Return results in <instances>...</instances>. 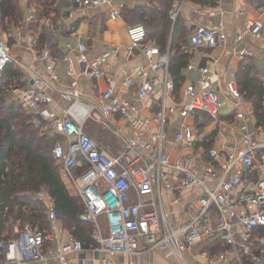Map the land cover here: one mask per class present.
<instances>
[{
	"label": "built area",
	"instance_id": "2783aa9c",
	"mask_svg": "<svg viewBox=\"0 0 264 264\" xmlns=\"http://www.w3.org/2000/svg\"><path fill=\"white\" fill-rule=\"evenodd\" d=\"M25 9V21L37 22L36 11L30 0H20ZM78 6H98L106 0H73ZM182 4L170 8V18L175 22ZM3 11L0 3V32ZM47 26L49 21L47 19ZM74 28V27H73ZM247 30L264 42V22L261 19L247 21ZM31 29V28H30ZM50 32V31H47ZM60 30L54 34L57 36ZM131 47L139 46L149 59L151 70L164 68L162 87L147 80L142 69L137 76H128L122 81L123 95L112 89L105 90L100 102L85 103L77 86L70 83L58 91L42 75L30 77L28 86L13 87L17 100L21 101L34 122L48 135H59L53 147V158L59 164L67 180L84 203L80 219L90 221L94 227L93 244L85 243L69 232L55 248L48 249L47 229L30 222H18L12 234L0 233V263L20 264L30 260L49 261L52 264H117L109 255L125 256L143 250L169 251L182 264H190L185 251L205 242L221 244L225 249L212 253L205 249L206 264H264V139H259L257 129L251 128L247 115L236 112L235 121L243 143L237 149L232 143L220 147H206L210 137L200 132V126L208 120L216 121L223 102L217 87L209 79V67L200 68L202 75L186 87L187 100L177 102L168 113V98L176 89V82L169 70L170 51L153 60V41H147L143 23L128 27ZM35 57L46 60L50 77L62 80L60 61L47 47L37 48V36L29 32ZM238 40L242 35H238ZM228 42L224 22L215 27L196 25L190 33L194 49L204 45L217 48ZM68 47L72 48L70 43ZM78 59L83 73L92 77L102 75V64L118 54L119 47L111 46L96 57L88 54V45L78 42ZM13 45L0 37V75L10 63L17 60ZM240 56L252 55L243 48ZM192 69L198 66L194 63ZM76 76L72 69L66 71ZM24 80L22 79V82ZM236 80L229 85L242 98ZM60 92L69 105L61 112L49 109L54 102V93ZM157 100L159 107L150 120L140 118L139 103ZM82 104L84 110L79 109ZM177 111L182 119L176 133V142L189 151L180 154L174 161L165 148L168 136L169 114ZM124 118H133V132L121 125ZM193 119V124L187 122ZM93 120L105 125L122 142L119 152L111 153L96 141L85 128V122ZM200 187L201 193L195 202L184 207L188 219L174 226L168 220L164 196L168 194L174 203L180 202L179 194L184 189ZM35 198L45 204L51 231L57 229L61 218L50 192L42 188ZM49 250V251H48ZM97 256L87 262L86 251ZM105 254V255H103ZM73 255H75L73 257ZM101 255V257H99Z\"/></svg>",
	"mask_w": 264,
	"mask_h": 264
},
{
	"label": "crops",
	"instance_id": "0c3cea01",
	"mask_svg": "<svg viewBox=\"0 0 264 264\" xmlns=\"http://www.w3.org/2000/svg\"><path fill=\"white\" fill-rule=\"evenodd\" d=\"M173 4L181 3L180 18L181 24L186 27L184 44H186L190 53L188 64L182 69L184 79L178 92L174 91L168 98L170 105L187 100L185 93L186 87L190 83H195L202 75L200 68L209 67L208 74L210 81L217 87L220 98L223 102L221 113L216 121L208 120L200 126V132L210 137L212 142L220 147L222 144L232 143L237 149H242L243 143L240 137L235 121L236 112L242 111L247 115V122L251 128L257 129L259 139H264V123L260 124L254 114V107L251 101L244 99L238 85L237 73L241 65L249 64L253 73H256L264 79V42L250 33L246 28L247 21L261 19L264 22V0H170ZM2 0H0V3ZM159 5L160 0H106L98 6L85 5L78 7L73 0H56L55 5L59 9L60 19L54 27L52 20H40L36 33L37 48L47 47L51 54L62 59L60 61V74L62 80L54 81L50 77L46 60H40L35 57L32 48L31 38L29 36L30 25L24 17L17 26L9 24L7 28L1 29L0 37L9 40L13 45V55L16 58L14 63L17 72H20L19 82L13 87L21 85L28 86V79L37 74L42 75L58 91H63L70 83L77 86L85 103L100 102L102 93L107 89H112L115 93L123 95L122 81L128 76H137L143 69L147 80H153L158 88L162 87V78L164 68L158 67L152 71L149 59L139 46L131 47L128 37V27L134 23L128 22L123 15L124 9L136 10L143 7ZM23 7V3L21 2ZM64 6V8H63ZM222 20L225 26V32L228 42L224 46L212 48L204 45L194 49L190 44V33L196 25L215 27ZM74 27V28H73ZM60 30L57 36L54 34ZM45 31L46 41L40 39V34ZM50 31V32H47ZM180 29L178 34L180 33ZM238 35L242 39L238 40ZM180 36V35H179ZM172 33L170 35V39ZM82 41L88 45V54L90 57H96L111 46H118V54L109 57L103 64V73L95 78L89 74L83 73L82 65L78 59V42ZM40 40V41H39ZM41 41L43 43H41ZM154 42V41H153ZM72 48L68 47V44ZM155 43V42H154ZM247 48L252 51V55L240 56L239 51ZM166 51H170V47ZM165 51V52H166ZM164 53L155 44L153 47V60L156 61ZM198 66L192 69L191 64ZM72 69L76 76L67 75L66 71ZM22 79L24 80L22 82ZM232 80H236L238 93L242 98V103L238 105L237 96L230 91L229 85ZM11 88L8 99H17ZM55 100L49 106V109L55 113H61L69 102L62 98L60 92L54 93ZM140 118L150 120L153 113L157 111L159 104L157 100H145L139 103ZM79 109L84 110V105ZM168 136L165 143L167 152L174 160L183 152L189 151V148L180 147L176 142V133L182 123L177 111L169 114ZM187 122H193V119L187 118ZM121 125L127 130L133 132L136 127L133 126V118H124ZM86 130L91 136L101 143L111 153L119 152L122 149V142L105 125L96 123L93 120L85 122ZM201 193L200 187L184 189L180 192V202L174 203L171 196L165 194L164 203L168 220L174 226L188 219L189 215L184 207L191 202H195ZM35 197V193H34ZM20 222V221H18ZM12 223L4 233H11L13 226L18 223ZM49 233L48 249H53L62 241L70 231L64 227L62 218L57 222V229ZM206 243H200L190 247L185 251L186 260L190 264H206L207 258L204 254ZM91 245L87 246L90 247ZM48 250V251H49ZM86 259L91 263L97 256L94 252L87 250ZM105 255V254H103ZM75 255H73L74 257ZM117 264H182L180 260L169 251L164 250H143L141 253L132 255L115 256L109 255ZM101 257V255H99ZM53 260L41 261L30 260L20 264H52ZM3 264V263H0Z\"/></svg>",
	"mask_w": 264,
	"mask_h": 264
},
{
	"label": "trees",
	"instance_id": "16d2710c",
	"mask_svg": "<svg viewBox=\"0 0 264 264\" xmlns=\"http://www.w3.org/2000/svg\"><path fill=\"white\" fill-rule=\"evenodd\" d=\"M20 2L2 0L3 29L9 24L18 26L22 21L24 11ZM55 2L30 0L29 4L35 9L38 19L31 24L32 31H37L43 19L52 20L56 27L60 12ZM172 6L173 1L160 0L159 5L145 6L138 12L126 8L123 15L128 22L143 23L147 30V41H154L161 51L165 52L170 47L169 70L176 82L175 91L178 92L184 79L182 69L188 64L190 53L182 39L186 27L183 28L180 17L175 22L170 18ZM179 29L181 32L178 34ZM39 37L46 41L45 31ZM19 76L14 63L8 64L0 75V233L8 232L10 225L18 221L48 228L46 206L34 197V193L45 188L55 200L64 227L80 238L86 247L92 245L94 227L90 221L80 219L84 203L79 196L69 192L61 168L53 158V147L61 140L60 136L44 133L21 101L7 97L16 81L19 82ZM237 78L244 99L253 104L258 123H264V79L253 73L249 64L241 65ZM213 144L210 140L205 146L211 147ZM205 249L219 253L225 247L219 243L212 245L211 242ZM232 264L238 263L233 261Z\"/></svg>",
	"mask_w": 264,
	"mask_h": 264
},
{
	"label": "rangeland",
	"instance_id": "374dc122",
	"mask_svg": "<svg viewBox=\"0 0 264 264\" xmlns=\"http://www.w3.org/2000/svg\"><path fill=\"white\" fill-rule=\"evenodd\" d=\"M21 3V2H20ZM63 8H64V6H63ZM22 9H23V11H24V6L22 7ZM168 106V113L170 112V110H171V108H174V105H170V103H169V101H168V104H167ZM189 123H191L190 121H189ZM191 124H193V122L191 123ZM172 161H174V159L172 158ZM62 171V170H61ZM62 178H63V180H64V182H65V184H66V186H67V188H68V190H69V192L72 194V195H75V196H78L77 194H76V192H75V190H74V188L72 187V185L69 183V181L67 180V178H66V176H65V174L63 173V171H62ZM63 222V221H62ZM63 224H64V222H63ZM10 234H12V232L10 233Z\"/></svg>",
	"mask_w": 264,
	"mask_h": 264
}]
</instances>
